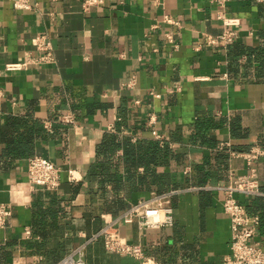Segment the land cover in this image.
Instances as JSON below:
<instances>
[{"label":"crops","instance_id":"1","mask_svg":"<svg viewBox=\"0 0 264 264\" xmlns=\"http://www.w3.org/2000/svg\"><path fill=\"white\" fill-rule=\"evenodd\" d=\"M28 2L30 9H17L0 0V203L12 207L0 231V264H54L125 210L112 213L87 175L106 132L156 140L179 157L159 167L156 187L122 194L128 206L154 189H182L172 200L174 225L140 231L136 221L120 223L121 234L142 245L148 264H223L231 228L223 194L207 187L247 172L244 157L232 152L264 149V0L227 2L226 15L241 25L225 48L205 42V33L221 31L209 0H101L87 9L83 0ZM37 37L52 47L53 63L31 61L41 54ZM65 114L74 123L62 122ZM34 155L62 169L65 214L50 224L47 239L32 231L34 193L41 190L27 179ZM254 166L264 184V156ZM84 257L86 264H139L107 251L101 239Z\"/></svg>","mask_w":264,"mask_h":264},{"label":"built area","instance_id":"2","mask_svg":"<svg viewBox=\"0 0 264 264\" xmlns=\"http://www.w3.org/2000/svg\"><path fill=\"white\" fill-rule=\"evenodd\" d=\"M216 10L217 19L221 21V31L216 34L205 33V42L210 47H227L238 39L241 19L239 17H229L226 15V5L229 0H209ZM17 9H30L28 0H11ZM101 0H83L84 9L100 4ZM167 23L178 24L170 16H164ZM167 41L174 43L171 34H167ZM37 49L41 54L32 58L35 63H53L54 54L50 44L44 37H37L35 41ZM176 47L177 45L174 44ZM27 65L24 63H8V70H18ZM135 80L130 79L128 86L133 87ZM152 96L159 94L150 91ZM154 116L151 114L148 122L154 123ZM60 120L64 123H74L70 114L62 115ZM153 137L161 140L162 136L153 130ZM232 155L244 157L247 164V172L236 176L226 185L208 186V189L218 190L223 194L222 210L227 216L231 228V238L229 243V253L223 257V264H264V247H262L258 237L257 229L259 219L255 215L248 213L246 205L241 201L243 198L253 196H263L260 189L257 169L254 161L264 156V149L258 146L251 147L246 152H232ZM62 169L52 160L42 155H34L27 160V179L30 186L41 190H58L61 185ZM71 180L76 177L71 169L68 170ZM182 189L172 188L165 192L151 191L150 194L136 203L131 204L114 219L105 220L102 227L82 244L66 253L54 264H86L85 250L89 243L101 239L107 251L115 254L128 255L139 261V264H148L152 261L144 254L140 243H131L120 232V223L137 222L138 229H156L171 227L175 223L173 197L180 193ZM12 213V207L8 203H0V231L6 226L8 217ZM26 234L29 230L26 229Z\"/></svg>","mask_w":264,"mask_h":264},{"label":"trees","instance_id":"3","mask_svg":"<svg viewBox=\"0 0 264 264\" xmlns=\"http://www.w3.org/2000/svg\"><path fill=\"white\" fill-rule=\"evenodd\" d=\"M261 52H264V49ZM119 149L122 150V155L116 154ZM30 152L31 150H24L19 153L30 155ZM171 159L179 157L166 144L160 145L156 140L133 141L131 137L106 132L96 146V158L87 175L90 181L97 182L98 189L106 196L108 209L116 213L119 209H127L130 206L124 203L122 194L129 196L132 192L149 191L161 183L163 179L159 167ZM139 167H143L142 173L138 172ZM72 186L74 192H77L80 183H74ZM260 189L264 191L263 183H260ZM241 201L246 205L249 214L258 217L257 234L264 247V197L253 196ZM65 204L59 189L36 191L33 200V233L47 239L48 227L50 224L52 228L57 225L58 220L65 214Z\"/></svg>","mask_w":264,"mask_h":264}]
</instances>
